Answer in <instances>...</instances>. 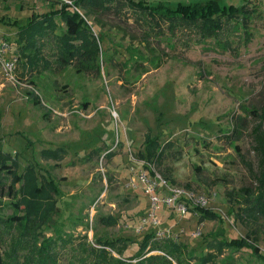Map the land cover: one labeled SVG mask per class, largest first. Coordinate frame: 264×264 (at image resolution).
Returning a JSON list of instances; mask_svg holds the SVG:
<instances>
[{
	"label": "rangeland",
	"instance_id": "obj_1",
	"mask_svg": "<svg viewBox=\"0 0 264 264\" xmlns=\"http://www.w3.org/2000/svg\"><path fill=\"white\" fill-rule=\"evenodd\" d=\"M57 1L63 0H0V17L24 21L58 7ZM150 1L175 5L208 0ZM219 1L234 8L248 2L257 9L246 25L235 21L240 24L220 33L223 40L228 36L227 48L217 46L215 39L198 42L191 28L152 36L148 45L138 23L108 11L87 16L99 47L98 70L79 72L74 61L62 70L19 64L20 83H15L0 69L3 151L18 161L19 174L27 173L31 164L62 190L57 203L54 193L42 194L44 198L25 195L32 209L41 202L37 213L46 221L34 228L24 219L22 223L30 225L27 230L18 223L8 227L10 216H24L25 205L16 212V198L0 193V254L6 264H94L102 248L117 258L134 255L143 231L152 228L137 231L151 203L141 183L133 182L145 168L138 153L149 134L164 147L162 165L154 164L158 173L165 178L169 174L172 184L214 194L210 205L223 215L226 235H246L247 229L234 218L227 191L249 182L235 146L254 159L250 131L255 115L247 110H264V0ZM55 21L58 32L66 28L60 15ZM0 27L15 44L17 25L0 21ZM43 49L49 66L55 48L45 44ZM158 55L165 62L154 68L148 59ZM240 117L246 119L242 136L229 137ZM17 197L25 201L22 194ZM113 216L118 218L116 225L111 223ZM158 216L162 229L197 255L208 251L210 239L223 237L221 219L199 221L195 210L180 217L159 203ZM57 235L65 241L53 240ZM120 236L131 238L124 254L104 245ZM252 244L264 254V232L259 243ZM217 264L264 260L250 247H230Z\"/></svg>",
	"mask_w": 264,
	"mask_h": 264
},
{
	"label": "trees",
	"instance_id": "obj_2",
	"mask_svg": "<svg viewBox=\"0 0 264 264\" xmlns=\"http://www.w3.org/2000/svg\"><path fill=\"white\" fill-rule=\"evenodd\" d=\"M57 2L59 3L58 7L43 13H33L24 21L0 17L2 22L17 25L15 44L19 48L20 66L23 68L29 65L36 67L41 63L43 66L45 65V69L62 70L74 61L75 65L79 66L77 68L79 72L92 71L95 68L98 70L100 66L97 61L99 47L94 36L95 32L93 33V26H91V30L87 19V16L96 15L97 13L112 11L115 14L133 19L135 23H138L144 29V41L147 40L148 45L151 44L150 38L152 36H161L166 31L175 34L180 29L191 28L198 33V42L215 39L217 46L227 48L228 36L225 37L224 35L225 40H223L220 33L224 29L233 30L240 24L235 23V21H243V25H246L251 15L257 11L256 7H250L248 2H245L241 7L234 8L233 5L227 6L219 0L178 2L175 5L166 1L153 3L150 0H70L69 2L63 0ZM82 10H84L83 13H81ZM55 15H60L66 25V28L60 32L55 30L57 28ZM246 39L247 36L245 35ZM51 41L53 44H51ZM45 44L52 45L55 48V51L52 52V57L55 59L49 66L50 59H48L43 49ZM148 60L154 65V68L165 62L163 57L159 55ZM34 102L37 105L41 104L39 98H35ZM247 111L255 115V122L250 131L252 149L255 154L254 159L242 154L238 145L235 148L248 171L249 182L238 189L227 191L234 218L247 229L246 235L228 237L223 215L212 210L211 205L208 208L197 206L192 207L189 213L195 210L199 215V221L219 218L223 223V237L210 239L207 242L208 251L206 253L197 255L190 252L185 242L173 237H157L156 228L152 227L143 231L140 247L134 255L117 258L110 251L102 248L98 250L99 255L97 260H94V264H111L113 261H117L119 264H217V259L225 250L230 247L246 246L250 247L253 253L264 260V254L261 252L260 247L252 244L259 243L261 233L264 232V110L262 114L256 109H248ZM245 120V118L240 117L237 127L233 129L229 137L239 139L242 136L246 128ZM100 150L95 153H99ZM64 152L66 151L60 152L56 155V158L62 160ZM138 154L145 162L149 164L156 163L161 166L164 147L157 136L153 137L149 134L145 140L144 149L139 151ZM44 156L49 157L52 154L45 153ZM146 164L144 166L148 167ZM17 165L18 161L6 154L1 146V196H4L6 191L7 196L16 198L14 203L16 212L23 210L21 206L25 205L24 216L18 213L10 216L8 227L13 226L11 223H18L22 224V230H27L30 225L26 222L22 223V221L28 219L34 228H39L46 223L44 216L37 213L41 212L42 204L39 202L36 208L32 209L29 203H25L28 201L27 198H24L25 195H37L36 197L44 198L54 193L55 202L57 203L62 190L54 178L45 175L39 176L40 174L35 167H31V164L27 167L29 171L23 175L18 173ZM165 176L171 178L169 174ZM8 179L12 180H10V184L6 182ZM171 179L170 181L174 182V179ZM187 186L190 187V185ZM19 193L22 194L25 201H20L17 197ZM22 197L20 198L23 199ZM111 223L116 225L118 218L111 217ZM52 239L65 241L61 235H57ZM130 241V237L120 236L116 239L104 241V245L115 249L119 254H124ZM0 264H6L1 254Z\"/></svg>",
	"mask_w": 264,
	"mask_h": 264
},
{
	"label": "built area",
	"instance_id": "obj_3",
	"mask_svg": "<svg viewBox=\"0 0 264 264\" xmlns=\"http://www.w3.org/2000/svg\"><path fill=\"white\" fill-rule=\"evenodd\" d=\"M6 36L7 34L0 27V69L10 82L20 83L17 76L20 56ZM146 163L144 161L143 166ZM146 165L148 167H143L137 177L133 178L134 186H137V181L140 182L151 203V209L141 218L137 231L142 232L149 225L156 228L157 237H171L161 227L162 222L158 216L159 203H163L178 216L184 217L192 207L208 208L214 199V194L211 196L205 192L172 184L158 173L154 164ZM195 234H200V231L197 230Z\"/></svg>",
	"mask_w": 264,
	"mask_h": 264
},
{
	"label": "crops",
	"instance_id": "obj_4",
	"mask_svg": "<svg viewBox=\"0 0 264 264\" xmlns=\"http://www.w3.org/2000/svg\"><path fill=\"white\" fill-rule=\"evenodd\" d=\"M14 45H15V44H13V46H14ZM14 48L16 49V51L18 50V47H17L16 45L14 46Z\"/></svg>",
	"mask_w": 264,
	"mask_h": 264
}]
</instances>
